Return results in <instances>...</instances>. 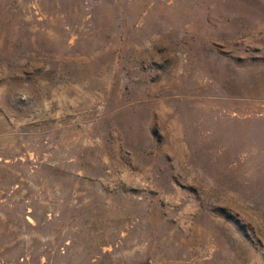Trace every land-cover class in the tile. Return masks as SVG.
Segmentation results:
<instances>
[{"label": "rangeland", "instance_id": "1", "mask_svg": "<svg viewBox=\"0 0 264 264\" xmlns=\"http://www.w3.org/2000/svg\"><path fill=\"white\" fill-rule=\"evenodd\" d=\"M0 264H264V0H0Z\"/></svg>", "mask_w": 264, "mask_h": 264}]
</instances>
